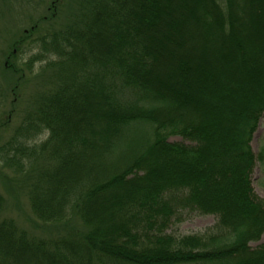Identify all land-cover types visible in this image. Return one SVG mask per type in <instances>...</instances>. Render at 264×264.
Segmentation results:
<instances>
[{
	"label": "trees",
	"instance_id": "1",
	"mask_svg": "<svg viewBox=\"0 0 264 264\" xmlns=\"http://www.w3.org/2000/svg\"><path fill=\"white\" fill-rule=\"evenodd\" d=\"M77 2L61 30L32 39L56 58L47 91L0 147L32 176L30 211L54 235L2 217L0 196V264H264V243L250 246L264 233L250 146L264 0ZM183 210L216 223L167 234Z\"/></svg>",
	"mask_w": 264,
	"mask_h": 264
},
{
	"label": "rangeland",
	"instance_id": "2",
	"mask_svg": "<svg viewBox=\"0 0 264 264\" xmlns=\"http://www.w3.org/2000/svg\"><path fill=\"white\" fill-rule=\"evenodd\" d=\"M53 1L0 0V147L11 140L15 129L32 111L33 98L47 91L46 78L51 76L48 66L56 58L49 51L39 57L42 46L32 39L45 31L61 30L66 24L65 15L77 8V1L80 0H61L56 18L49 10ZM44 18L38 24V32L30 33L27 39L31 26ZM47 136L48 132L42 130L36 136H31L28 143L41 142ZM176 139L171 140L178 141ZM250 146L254 155L262 159L260 162L257 160L251 183L254 193L264 201V116L252 135ZM31 177L29 173H15L0 161V196L4 203L2 217L13 220L30 235L46 239L54 235V231L37 221L30 211L28 190L32 183ZM215 223L213 216H199L195 212L183 210L172 219L166 233L173 236L202 234L211 230ZM263 243L264 233L259 241L250 246L257 247Z\"/></svg>",
	"mask_w": 264,
	"mask_h": 264
}]
</instances>
